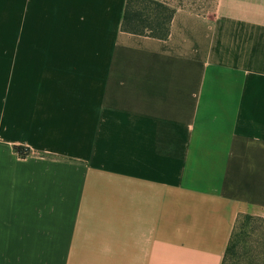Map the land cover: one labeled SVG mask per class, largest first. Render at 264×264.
Segmentation results:
<instances>
[{
	"label": "crops",
	"instance_id": "0c3cea01",
	"mask_svg": "<svg viewBox=\"0 0 264 264\" xmlns=\"http://www.w3.org/2000/svg\"><path fill=\"white\" fill-rule=\"evenodd\" d=\"M155 1L164 39L0 0V264H221L264 219V0Z\"/></svg>",
	"mask_w": 264,
	"mask_h": 264
},
{
	"label": "trees",
	"instance_id": "16d2710c",
	"mask_svg": "<svg viewBox=\"0 0 264 264\" xmlns=\"http://www.w3.org/2000/svg\"><path fill=\"white\" fill-rule=\"evenodd\" d=\"M172 9L155 0H126L120 30L164 39ZM20 155L28 154L15 147ZM221 264H264V219L237 216Z\"/></svg>",
	"mask_w": 264,
	"mask_h": 264
},
{
	"label": "rangeland",
	"instance_id": "374dc122",
	"mask_svg": "<svg viewBox=\"0 0 264 264\" xmlns=\"http://www.w3.org/2000/svg\"><path fill=\"white\" fill-rule=\"evenodd\" d=\"M40 246L38 243H32L31 244V264L37 262V255L39 253Z\"/></svg>",
	"mask_w": 264,
	"mask_h": 264
}]
</instances>
